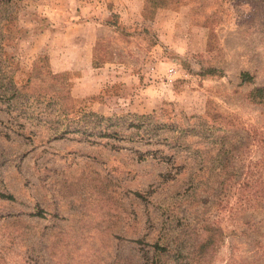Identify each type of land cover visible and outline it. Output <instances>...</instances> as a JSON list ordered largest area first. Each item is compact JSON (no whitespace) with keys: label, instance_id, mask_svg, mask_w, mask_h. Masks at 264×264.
Here are the masks:
<instances>
[{"label":"rangeland","instance_id":"obj_1","mask_svg":"<svg viewBox=\"0 0 264 264\" xmlns=\"http://www.w3.org/2000/svg\"><path fill=\"white\" fill-rule=\"evenodd\" d=\"M45 1L0 0V193L13 195L0 196V264H264V104L246 99L264 86V0L144 5L146 18L165 12L163 38L101 31L99 57L132 69L85 95L40 49ZM84 112L156 113L182 123L186 143L126 125L90 141L73 131ZM203 220L219 234L200 260Z\"/></svg>","mask_w":264,"mask_h":264},{"label":"crops","instance_id":"obj_2","mask_svg":"<svg viewBox=\"0 0 264 264\" xmlns=\"http://www.w3.org/2000/svg\"><path fill=\"white\" fill-rule=\"evenodd\" d=\"M45 2L41 11L48 19L49 25L43 27L37 35L39 39L44 37L47 40L39 45L40 49L46 50L49 65L54 72H76L72 77L81 80V83L77 82L76 87L83 91L84 95L94 93V80L99 81L100 86L102 82L119 81L126 72L130 74L132 69L125 61L113 57L104 59L98 66L94 65V62L99 60L97 47L101 31L118 36L124 29L145 26L161 39V33L167 24V18L163 17L165 12L162 10H152L151 17L146 18L142 0ZM63 3L64 6H61ZM74 5L77 6L73 8Z\"/></svg>","mask_w":264,"mask_h":264},{"label":"trees","instance_id":"obj_3","mask_svg":"<svg viewBox=\"0 0 264 264\" xmlns=\"http://www.w3.org/2000/svg\"><path fill=\"white\" fill-rule=\"evenodd\" d=\"M144 5H149L155 9H162L167 6L166 0H143ZM123 31V30H122ZM156 42H153L152 45H155ZM100 56V55H99ZM45 57V56H44ZM99 60L94 62L95 66L100 65L104 62V59L98 57ZM46 60L48 61V57L46 55ZM49 64V62H48ZM199 76H207V75H218L223 76V72L214 66H203L200 65L199 69L196 72ZM253 75L248 71H242L239 74L240 83H253ZM68 97V96H67ZM246 99L254 104H264V86H254L252 87L246 94ZM207 111V110H206ZM207 114L213 117L225 118L221 113L207 111ZM132 118V119H131ZM196 121V122H195ZM195 123L191 124L198 132V134L203 136L206 128V121L201 117L197 116L195 118ZM182 123L176 122H167L162 118H159V115L155 114H123V115H112V116H104L98 114L96 112H84L82 116L77 120V124L74 127L73 131L81 132L85 134L86 137L93 138L90 141H95L96 138H107L110 135H117L119 131L126 125L127 127L133 126L138 130L143 128L149 130L150 133H155L161 129L160 135H167L168 132L172 131L175 143H179L178 145H185L187 133L185 131V127L181 125ZM67 128H65L66 130ZM214 137L217 139L220 137L219 134L213 133ZM168 138L165 136V139ZM1 197L13 199L12 194H4L0 193ZM42 210L38 209L37 214H41ZM201 230L203 233V239L199 245V259L203 260L212 252L216 242L218 241L219 229L218 226L209 220H203L201 224ZM158 246V244L156 245ZM158 248H164V246L159 245ZM201 263V261H199Z\"/></svg>","mask_w":264,"mask_h":264},{"label":"built area","instance_id":"obj_4","mask_svg":"<svg viewBox=\"0 0 264 264\" xmlns=\"http://www.w3.org/2000/svg\"><path fill=\"white\" fill-rule=\"evenodd\" d=\"M167 71V77L165 78V80L168 84H171L175 77H177L176 75L179 73V69L175 65H173L170 66Z\"/></svg>","mask_w":264,"mask_h":264}]
</instances>
